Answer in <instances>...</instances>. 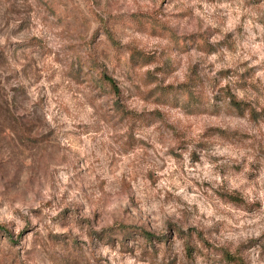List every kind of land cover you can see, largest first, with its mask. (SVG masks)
Masks as SVG:
<instances>
[{
	"label": "rangeland",
	"instance_id": "1",
	"mask_svg": "<svg viewBox=\"0 0 264 264\" xmlns=\"http://www.w3.org/2000/svg\"><path fill=\"white\" fill-rule=\"evenodd\" d=\"M225 253L264 264V0H0V264Z\"/></svg>",
	"mask_w": 264,
	"mask_h": 264
},
{
	"label": "trees",
	"instance_id": "2",
	"mask_svg": "<svg viewBox=\"0 0 264 264\" xmlns=\"http://www.w3.org/2000/svg\"><path fill=\"white\" fill-rule=\"evenodd\" d=\"M173 37L176 38L175 35H172ZM206 45V43H204ZM99 79L104 82L105 84L109 85L112 89H113V93L118 92L119 88L116 85L114 79L110 76H108L107 74H105L103 71H99ZM111 89V90H112ZM111 92V91H110ZM233 105L239 109V110H243L245 107H243V104L240 103L239 101L236 100H232ZM119 228V232L123 233V236H130V235H134L135 233L138 234L140 236V238L142 239V241H144L145 244H149V243H153V240H163V236L164 235H155L150 231H147L144 228H136L130 225H121L118 227ZM185 245L187 247V249L191 248V245L189 243V237H187L185 239ZM224 258L233 263V264H245L242 260L241 257H238L236 255H231L229 253H225L224 254Z\"/></svg>",
	"mask_w": 264,
	"mask_h": 264
}]
</instances>
